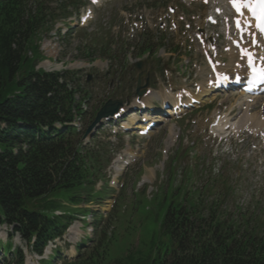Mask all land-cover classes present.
Segmentation results:
<instances>
[{
    "label": "trees",
    "instance_id": "16d2710c",
    "mask_svg": "<svg viewBox=\"0 0 264 264\" xmlns=\"http://www.w3.org/2000/svg\"><path fill=\"white\" fill-rule=\"evenodd\" d=\"M36 6L33 13L30 0H0V224H13L27 240L35 236L33 248L41 253L47 241L61 236L73 220L46 216L54 209L48 196L70 190L71 202L80 201L82 192L89 200L101 160L97 152L78 153L77 138L25 144L32 136L19 122L52 125L62 120L58 113L63 86L58 76L34 70L33 59L40 55L38 47L33 48L35 38L53 17L46 2L37 0ZM30 47L33 58L27 56ZM85 156L93 158V169ZM197 199L186 197L185 206L182 201H167L161 226L174 238L170 252L146 259L129 255L115 264H264V237L258 238L252 219L227 228L213 225L210 231L195 215ZM109 251L110 243L101 237L93 248H83L62 264H105ZM17 255L22 262L21 253Z\"/></svg>",
    "mask_w": 264,
    "mask_h": 264
},
{
    "label": "rangeland",
    "instance_id": "374dc122",
    "mask_svg": "<svg viewBox=\"0 0 264 264\" xmlns=\"http://www.w3.org/2000/svg\"><path fill=\"white\" fill-rule=\"evenodd\" d=\"M167 1H170V4L173 5H177L178 2V0H163V4H165ZM125 2V0H120V2L114 3L112 6L100 13L96 21V26H105V23L113 20L115 12H117L120 7L124 6ZM135 2L140 5L138 0H129L127 4L134 6ZM208 9L209 6L197 5L186 13L195 16H204L208 13ZM63 30L65 31V28H63ZM83 36V33L80 31L64 38L55 35V31H52L49 37L42 38L40 36V57L42 60L38 63L37 68H48V66H51V68L59 69V66L62 63H65L66 65L71 64L72 68H78L82 62L87 63L85 61H88V59L84 57L83 51H80L77 48L78 44L81 43ZM132 51L133 50L131 49L129 53L132 54ZM29 56H31V54H29ZM159 56L163 61L166 58L165 53H159ZM84 70V74L87 72L96 73L93 68L90 67H87ZM154 82L156 83V81ZM119 91L120 90H116V95ZM113 93L108 97H114ZM224 96H227V94H221L220 98ZM236 104L240 105L238 103ZM199 114L200 113L196 112V117ZM186 123L187 121L185 120L179 121L178 119H173L166 125H161L148 139H141L140 141H138V138H136V140L132 139V152H134L136 155L133 158V163L128 167L129 170L127 169L123 175V177L126 179L125 190H134V188H136L142 191L143 189H147V193L152 195L158 190L161 192V189H159L160 187L170 188L172 186L175 188L179 186L182 182V179L186 177H192V182L189 184L190 189H196L205 186L208 181L213 179L209 177V170H211V168L214 166V162L212 160L213 157L209 150L193 148L194 143V146H197L200 143V129L196 131L190 126H187ZM172 124H176L177 128L181 127L180 138L178 139V143H175V145H173V133L170 134ZM234 126L235 124L232 123L231 128L236 130L238 127ZM170 140H173L171 145L172 147L169 145ZM123 142L120 143V145L123 144ZM178 145L179 147H177ZM245 146L246 143H243L240 144L239 147ZM167 147L171 148L168 149ZM122 149L124 150L125 147H122ZM163 150H168V155L165 156L162 153ZM257 153L258 156H260V153ZM233 158L234 156L229 157L228 169H226L225 165H222L221 162L216 164L218 170L227 172L222 178V181H224L230 187L226 190H229L226 201L227 206L232 210H235L237 207L248 208L254 206H264V175L259 174L260 171L264 170V163L260 164L258 161L254 160L252 164H250L248 160L245 159L246 157H244V159L235 160H233ZM172 169L173 171L177 172V177L175 180H173V182H170ZM202 170H205V172ZM140 171V177L135 179V175ZM141 180L147 181L143 188H140L142 186H139ZM137 184L138 186H136ZM97 189L100 190L98 187ZM125 190L123 191V195ZM69 194V190H62L58 193V196L64 200L68 199ZM112 195H116V192H113ZM212 199V197L208 198V200ZM103 200L104 203L102 205H99L98 202H93V204H83V207L86 205L88 208L100 210L105 216L109 212L112 199L105 197ZM98 205L100 208H97ZM62 207L65 208L64 206ZM133 208V205L129 206L127 214H130ZM136 209L138 210L139 214L143 215L138 216L133 214V218L129 223L126 221L125 226L120 224L117 212L112 213L109 219L103 218L105 223L108 221L113 222L111 228H115L114 232H119V234H122V236L116 239L110 247L109 256L107 257L105 264H109L110 262V264H115L116 260H121L122 257L123 259H126L129 257V255H133L138 259H146L149 257L152 251H154L153 255L157 254L158 252L164 255L171 249V240L169 236L161 235L159 232L158 223L161 218V214L156 205L153 204L152 210L148 212L149 206L147 204V200H143V204H140ZM89 218L90 220L92 219L91 217ZM141 219H144V223L141 222ZM76 222L81 223L78 220H76ZM78 225V227H81L80 224ZM155 225L156 227L154 228L153 232L155 233L156 238H153L150 237L152 233L151 228ZM129 226H135L138 231L135 229V227H131L133 230L132 233L134 234L131 235L128 240H125V235L128 234ZM147 226H149L150 229L146 228ZM100 232V228L95 231L96 241L101 235ZM77 234V230L75 231L73 229L71 232L66 233L64 239L61 240L63 241L61 243H67L68 245H65L64 249L62 248L63 250H66L67 247L78 243L83 239L84 233L82 231L79 232V235ZM92 234L93 233H91V235ZM2 239L5 240L6 236H3ZM6 240L3 242L6 243ZM12 241L13 246L18 248L22 247V251L25 252V244L20 237H15ZM87 241L88 238L83 240L84 243ZM28 256L30 255L28 254ZM153 257L156 258L158 256ZM34 263H37V261L34 259L27 260V264Z\"/></svg>",
    "mask_w": 264,
    "mask_h": 264
},
{
    "label": "snow or ice",
    "instance_id": "6c2138e0",
    "mask_svg": "<svg viewBox=\"0 0 264 264\" xmlns=\"http://www.w3.org/2000/svg\"><path fill=\"white\" fill-rule=\"evenodd\" d=\"M232 3L238 10L250 8L258 20L257 27L264 33V0H232Z\"/></svg>",
    "mask_w": 264,
    "mask_h": 264
},
{
    "label": "bare ground",
    "instance_id": "6f19581e",
    "mask_svg": "<svg viewBox=\"0 0 264 264\" xmlns=\"http://www.w3.org/2000/svg\"><path fill=\"white\" fill-rule=\"evenodd\" d=\"M153 94V93H152ZM151 94V95H152ZM150 95V96H151ZM252 97V96H251ZM250 96H243V98H251ZM243 103H245L246 105H247V107H251L253 104H254V101H253V103L252 104H250V102L249 101H242ZM236 103H238V104H240V105H242V103H240V102H238V101H236ZM244 105V104H243ZM232 125V123H230L229 122V120L227 119L226 120V122L225 121H222L221 123H220V128L221 129H224L225 127H226V125ZM234 127H238L236 130H237V132L239 133L240 131H242L243 129H244V127H247V124H245V123H242V124H239L238 126H234ZM140 128H143L142 126H140ZM145 128V127H144ZM125 155H128V153L127 152H125ZM114 169H115V171L118 173L119 171H120V168H118L116 165L114 166ZM70 253H74V250H71L70 251Z\"/></svg>",
    "mask_w": 264,
    "mask_h": 264
},
{
    "label": "water",
    "instance_id": "95a60500",
    "mask_svg": "<svg viewBox=\"0 0 264 264\" xmlns=\"http://www.w3.org/2000/svg\"><path fill=\"white\" fill-rule=\"evenodd\" d=\"M112 107V102H108L98 115V118H101L103 115L107 116L109 113H111Z\"/></svg>",
    "mask_w": 264,
    "mask_h": 264
}]
</instances>
